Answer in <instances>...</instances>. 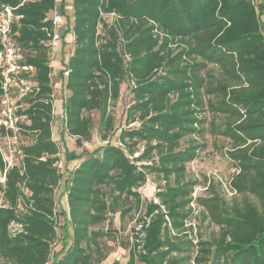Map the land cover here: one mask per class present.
Listing matches in <instances>:
<instances>
[{"label": "trees", "instance_id": "1", "mask_svg": "<svg viewBox=\"0 0 264 264\" xmlns=\"http://www.w3.org/2000/svg\"><path fill=\"white\" fill-rule=\"evenodd\" d=\"M65 5L0 0V13L10 7L19 16L11 33L22 49L21 63L35 67L38 87L19 101L18 114L26 116L19 134L22 154L9 166L0 124V264H97L92 243L101 232L93 226L110 211L107 188L118 193L115 200L134 197L136 208L145 211L127 264H264V0H73L72 19L67 16L61 34H74L73 50L58 76L68 92L63 131L81 152L65 149L66 177L52 132L48 45L52 13L63 14ZM126 81L133 101L126 126L113 141L111 107ZM94 111L99 144L93 139ZM206 111L223 119L211 122L212 133L230 139L228 155L239 170L230 188L242 199L229 203L216 192L199 198L218 226L208 240H200L186 226L193 183L172 186L168 179L198 155L199 144L180 148V143L204 130L207 120L200 114ZM22 136L28 140L21 142ZM141 143L143 151L132 158ZM73 160L79 164L69 169ZM153 172L164 185L156 192L159 202L144 204L138 189ZM59 188L67 198L72 234L67 222L59 226L60 214L67 218L66 210L57 212ZM58 227L65 235L53 252Z\"/></svg>", "mask_w": 264, "mask_h": 264}, {"label": "rangeland", "instance_id": "2", "mask_svg": "<svg viewBox=\"0 0 264 264\" xmlns=\"http://www.w3.org/2000/svg\"><path fill=\"white\" fill-rule=\"evenodd\" d=\"M63 15L65 19L67 16H71L72 19V10H65ZM1 18L2 17L0 16V19ZM260 18L264 25V13L260 16ZM64 24H66V22ZM72 50L73 46L65 47L62 39L59 40L58 46L54 50H51L50 63L54 71L52 79L55 90L54 109L56 110V130L59 129L58 125L62 123V119L59 115L62 109V95H67L68 93L62 84V80L58 76V72L65 69ZM131 86L132 85L129 81L122 84L120 98L116 105L111 107V112L115 117L116 128V134L112 137L113 141L117 139L120 130L126 126L127 109L133 101ZM200 117L206 118L207 120V122L203 125L204 130L200 134L185 137L180 143V148H185L192 143L199 144L200 147L198 149V155L194 160L186 164V168L183 173H173L170 175L168 183L172 186L180 185L185 182L193 183L192 190L189 195V207L192 209V214L191 217L186 220V226L192 227L193 230L188 231L191 233L193 238L208 240L212 234L218 231V226L210 220L207 213L204 211V208L199 205V198L208 197L212 194V192H216L219 196H224L229 203H233L234 201L241 200L242 196L238 195L236 191H233L230 188L234 175L239 172L237 166L228 155V151L232 146L230 139L222 135L212 133L213 125L211 122L215 120L216 124H221L223 119L218 116L217 118L214 117L208 111L202 112ZM92 118L95 127L93 129V139L97 144H99V112L94 111L92 113ZM27 140V137L22 136L21 142H26ZM66 141L68 142V145L64 142V144L60 145L61 152L59 156L61 160L58 163L64 177L68 175L67 171L64 169L65 149L73 150L75 153L81 152V149L77 147L75 141L73 142L72 139L68 138ZM1 146L3 156L6 159L10 152L4 138L1 142ZM138 147V152L141 153L144 149V143H141ZM89 148L92 150L94 147L90 146ZM153 154V159L156 160L158 158L156 152ZM77 164H79V160L69 162V169H74ZM0 181H4L3 175H0ZM163 185L164 181L158 173H149L147 182L138 189L141 194L142 202L145 204V202L153 199L154 197L158 198L156 196V192L158 191V187ZM62 190V188H59L56 191V199H58L56 207L58 213H60L62 209L66 210L67 218L66 216L60 214L59 226L67 222V232L69 231V234H72L67 198L66 195L61 197ZM105 192L107 193L105 195L107 203L110 204V211L107 213L105 221L93 226V229L101 232V234L96 238L95 242L92 243V251L97 264H106L115 260L118 261L119 264H127L131 244L135 239V231L141 228V219L145 211L142 206L138 209L136 208V200L134 197L128 198L125 195H121L115 200V198L119 196L117 192H112L111 188H107ZM251 198L254 199L253 197ZM129 206H131V210L122 213V211L126 210ZM64 230L65 229L58 227V237L52 244L53 252L61 249V240L65 235ZM69 242L71 243V240H69ZM194 250H196V247L193 251L191 250L192 255H195Z\"/></svg>", "mask_w": 264, "mask_h": 264}, {"label": "built area", "instance_id": "3", "mask_svg": "<svg viewBox=\"0 0 264 264\" xmlns=\"http://www.w3.org/2000/svg\"><path fill=\"white\" fill-rule=\"evenodd\" d=\"M0 67L2 68L3 94L0 109V124L5 128V143L10 154L5 159L7 166L11 165L16 155L22 154L19 144V134L21 123L26 119L25 115L18 114V109L22 106L19 101L27 95L37 90L36 83L32 80L35 67L21 63L23 53L21 47L15 42L11 33V22L15 17L10 7H6L0 13ZM53 33L48 43L51 50L58 46L62 39L59 26L66 22L62 13L57 9L52 13ZM68 71L65 72V75ZM133 125H136L134 123ZM140 152L136 151L131 156L136 158ZM154 202H159L158 198H153Z\"/></svg>", "mask_w": 264, "mask_h": 264}, {"label": "crops", "instance_id": "4", "mask_svg": "<svg viewBox=\"0 0 264 264\" xmlns=\"http://www.w3.org/2000/svg\"><path fill=\"white\" fill-rule=\"evenodd\" d=\"M62 1H64V3L66 4L65 5V8L66 10H72V1L73 0H57V4L59 5ZM66 28V25H61L59 26L58 30L59 32L62 34V31ZM63 29V30H62ZM62 30V31H61ZM63 40V43H65V47L67 46H73V41H74V34L72 32H69L67 33V35L62 38ZM66 95H62V109L59 113L61 119H62V123L60 125H58L59 129L56 130V126H55V112L56 110L54 109V121H53V127H52V132H53V139L59 144V145H62V144H66L68 145V142L66 141V139H72V141L74 142L75 141V138L74 137H71L70 135H68L66 132H64V112H63V98L65 97ZM54 98H55V90H54ZM64 142V143H63Z\"/></svg>", "mask_w": 264, "mask_h": 264}]
</instances>
